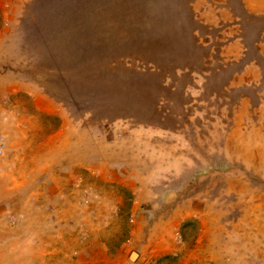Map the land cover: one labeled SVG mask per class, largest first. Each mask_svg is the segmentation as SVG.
<instances>
[{
  "label": "rangeland",
  "instance_id": "374dc122",
  "mask_svg": "<svg viewBox=\"0 0 264 264\" xmlns=\"http://www.w3.org/2000/svg\"><path fill=\"white\" fill-rule=\"evenodd\" d=\"M192 1L0 0V264H264V56Z\"/></svg>",
  "mask_w": 264,
  "mask_h": 264
},
{
  "label": "crops",
  "instance_id": "0c3cea01",
  "mask_svg": "<svg viewBox=\"0 0 264 264\" xmlns=\"http://www.w3.org/2000/svg\"><path fill=\"white\" fill-rule=\"evenodd\" d=\"M190 4L197 17L209 24L227 22V13H230V22L227 25L237 29L235 33L228 35L222 45L224 54L240 59L251 46L255 49L256 56H264V0H193ZM246 19L263 20L250 41L246 40L243 33ZM234 48L236 51H233ZM242 72L250 76V81L264 79V69L254 60H247Z\"/></svg>",
  "mask_w": 264,
  "mask_h": 264
},
{
  "label": "water",
  "instance_id": "95a60500",
  "mask_svg": "<svg viewBox=\"0 0 264 264\" xmlns=\"http://www.w3.org/2000/svg\"><path fill=\"white\" fill-rule=\"evenodd\" d=\"M136 255H137V253L133 251V252L130 254V259H134V258L136 257Z\"/></svg>",
  "mask_w": 264,
  "mask_h": 264
}]
</instances>
